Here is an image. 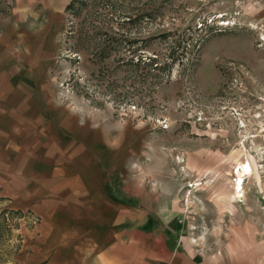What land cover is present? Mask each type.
<instances>
[{"label":"rangeland","instance_id":"obj_1","mask_svg":"<svg viewBox=\"0 0 264 264\" xmlns=\"http://www.w3.org/2000/svg\"><path fill=\"white\" fill-rule=\"evenodd\" d=\"M40 23L18 52L35 119H65L119 169L116 195L125 180L175 200L197 260L264 264V0H77ZM38 222L0 197V264Z\"/></svg>","mask_w":264,"mask_h":264},{"label":"crops","instance_id":"obj_2","mask_svg":"<svg viewBox=\"0 0 264 264\" xmlns=\"http://www.w3.org/2000/svg\"><path fill=\"white\" fill-rule=\"evenodd\" d=\"M70 1L0 0V197L39 220L12 264H211L185 248L175 200L148 201L125 180L116 195L119 169L101 164L65 119L33 116L35 87L20 83L19 45L42 42L45 13Z\"/></svg>","mask_w":264,"mask_h":264},{"label":"bare ground","instance_id":"obj_3","mask_svg":"<svg viewBox=\"0 0 264 264\" xmlns=\"http://www.w3.org/2000/svg\"><path fill=\"white\" fill-rule=\"evenodd\" d=\"M252 173H253V166L250 160H244L240 168L236 172L235 179L233 182L235 195H237L238 197H243V194L245 192L244 191L245 181L247 178H249L252 175ZM199 185L200 183H196V184L193 183V184H190L189 186H199ZM189 200L190 198L188 196V202Z\"/></svg>","mask_w":264,"mask_h":264},{"label":"trees","instance_id":"obj_4","mask_svg":"<svg viewBox=\"0 0 264 264\" xmlns=\"http://www.w3.org/2000/svg\"><path fill=\"white\" fill-rule=\"evenodd\" d=\"M76 1H77V0H71V1L69 2V4L67 5L66 10H68L69 8H71V6H73V5L76 3Z\"/></svg>","mask_w":264,"mask_h":264}]
</instances>
